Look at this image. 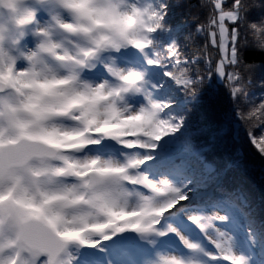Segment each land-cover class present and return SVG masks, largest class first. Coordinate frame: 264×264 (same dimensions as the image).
I'll list each match as a JSON object with an SVG mask.
<instances>
[{"label": "clouds", "instance_id": "obj_1", "mask_svg": "<svg viewBox=\"0 0 264 264\" xmlns=\"http://www.w3.org/2000/svg\"><path fill=\"white\" fill-rule=\"evenodd\" d=\"M252 8L264 0L240 13L241 39L264 52V11L249 19ZM165 15L162 0H0V138L17 142L0 149V264H75L81 238L102 236L112 218L106 206L142 207L123 177L79 165L93 158L87 129L137 94L124 78L140 70L120 56L154 50ZM136 235L152 249L142 264L197 256L157 248L154 231Z\"/></svg>", "mask_w": 264, "mask_h": 264}, {"label": "snow or ice", "instance_id": "obj_2", "mask_svg": "<svg viewBox=\"0 0 264 264\" xmlns=\"http://www.w3.org/2000/svg\"><path fill=\"white\" fill-rule=\"evenodd\" d=\"M162 2L170 28L157 33L154 50L120 56L121 64L140 70L124 78L133 81L137 94L126 111L106 109L104 118L87 129L91 139L85 151L93 158L79 165L123 177L139 189L144 203L138 211L106 206L112 218L102 236L81 238L75 264H142L152 249L136 233L149 230L156 233L157 248L195 250L192 264H264V215L249 186V181L258 184L264 199V95L258 107L251 101L247 116L237 113L239 121L235 108L219 112L210 123L203 122L200 111L203 90H215L216 80L226 82L239 99L245 45L240 13L251 0H201L203 18L186 12V21H194L193 34L204 38L203 46L191 52L181 43L186 21L173 19L178 5ZM248 18L253 19L249 13ZM91 75L99 79L104 68ZM248 139L259 155L247 147ZM16 143L0 138V149ZM7 155L17 158L14 150Z\"/></svg>", "mask_w": 264, "mask_h": 264}, {"label": "trees", "instance_id": "obj_3", "mask_svg": "<svg viewBox=\"0 0 264 264\" xmlns=\"http://www.w3.org/2000/svg\"><path fill=\"white\" fill-rule=\"evenodd\" d=\"M170 2L178 5L173 9V19L177 23H184L186 21V12L200 15L202 18L204 16L202 11H198L201 0H170ZM262 11H264V9L252 8L249 15L255 19ZM186 23L187 27L185 28L184 36L181 38V43L186 44L188 46L186 50L191 52L192 48L203 46L204 38L202 35L196 36L193 34L194 21H192L190 17L187 18ZM209 49H211L210 44ZM240 60L241 64L238 71L241 73L244 83L242 90L237 93L239 99L237 100V97L231 95V89L228 88L226 82H219L216 80L215 90L205 88L201 96L202 104L200 106V111L204 123L212 122L219 112L233 108H235L234 118L239 121L240 117L237 113L243 112L245 116H247V113L253 110L251 101L254 100L255 106H259V97L264 95V70L261 68V66H264V52L257 51L254 47L244 45L240 48ZM250 65L257 66L255 72L249 73L247 71V66ZM224 80L226 81V77ZM237 104L239 105L238 108L235 107ZM252 119L255 120L256 117H252ZM256 129L259 130V121L256 123ZM241 131L243 134L244 130L241 129ZM247 147L252 152L259 155L258 148L251 144L250 139L247 140ZM249 186L255 193L258 210L264 215V199L261 198V189L259 185L249 181Z\"/></svg>", "mask_w": 264, "mask_h": 264}, {"label": "rangeland", "instance_id": "obj_4", "mask_svg": "<svg viewBox=\"0 0 264 264\" xmlns=\"http://www.w3.org/2000/svg\"><path fill=\"white\" fill-rule=\"evenodd\" d=\"M220 81V80H219Z\"/></svg>", "mask_w": 264, "mask_h": 264}]
</instances>
